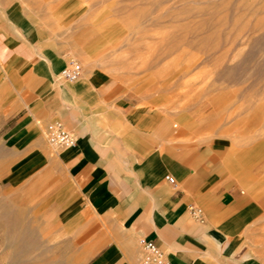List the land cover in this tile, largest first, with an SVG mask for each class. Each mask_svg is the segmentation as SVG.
I'll use <instances>...</instances> for the list:
<instances>
[{
  "label": "crops",
  "instance_id": "crops-1",
  "mask_svg": "<svg viewBox=\"0 0 264 264\" xmlns=\"http://www.w3.org/2000/svg\"><path fill=\"white\" fill-rule=\"evenodd\" d=\"M30 2L0 0L5 189L49 218L43 227L76 264H140L141 240L171 264H262L260 205L228 181L221 145L182 141L160 109L140 106L100 69L84 65L61 83L68 54L22 6ZM52 121L75 146L47 144Z\"/></svg>",
  "mask_w": 264,
  "mask_h": 264
},
{
  "label": "rangeland",
  "instance_id": "rangeland-1",
  "mask_svg": "<svg viewBox=\"0 0 264 264\" xmlns=\"http://www.w3.org/2000/svg\"><path fill=\"white\" fill-rule=\"evenodd\" d=\"M30 1L68 60L160 109L189 145H221L228 181L260 205L264 264V0ZM5 159L0 145V264H76L49 218L5 189Z\"/></svg>",
  "mask_w": 264,
  "mask_h": 264
},
{
  "label": "built area",
  "instance_id": "built-area-1",
  "mask_svg": "<svg viewBox=\"0 0 264 264\" xmlns=\"http://www.w3.org/2000/svg\"><path fill=\"white\" fill-rule=\"evenodd\" d=\"M82 74L81 64L74 60H68L66 66L61 69L59 76L65 82L73 83ZM44 137L49 146L52 148H71L75 146V137L67 131L60 121H52L46 125L44 129ZM165 180L174 184L170 176H166ZM190 212L195 217L199 216L201 211L197 208L190 207ZM141 257L140 264H171L164 256L162 250L152 240L140 241Z\"/></svg>",
  "mask_w": 264,
  "mask_h": 264
},
{
  "label": "bare ground",
  "instance_id": "bare-ground-1",
  "mask_svg": "<svg viewBox=\"0 0 264 264\" xmlns=\"http://www.w3.org/2000/svg\"><path fill=\"white\" fill-rule=\"evenodd\" d=\"M182 39V38H181Z\"/></svg>",
  "mask_w": 264,
  "mask_h": 264
}]
</instances>
